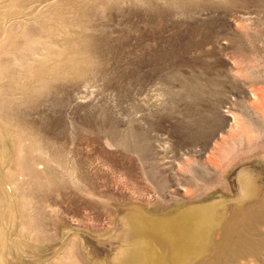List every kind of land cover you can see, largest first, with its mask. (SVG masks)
<instances>
[{"label": "rangeland", "instance_id": "1", "mask_svg": "<svg viewBox=\"0 0 264 264\" xmlns=\"http://www.w3.org/2000/svg\"><path fill=\"white\" fill-rule=\"evenodd\" d=\"M208 211L175 252L159 225ZM144 243L264 264V0H0V264Z\"/></svg>", "mask_w": 264, "mask_h": 264}, {"label": "bare ground", "instance_id": "2", "mask_svg": "<svg viewBox=\"0 0 264 264\" xmlns=\"http://www.w3.org/2000/svg\"><path fill=\"white\" fill-rule=\"evenodd\" d=\"M212 213L211 211L205 213L195 212L189 218L164 222L159 227L165 230L172 239L175 252L182 254L200 253L204 246L208 244H206V241L209 238L208 236L211 235V233L208 235V231L211 224H214L211 217ZM152 253L150 246L144 243L132 248V252L121 257L117 261V264H160V262L153 258ZM147 256L149 257L148 259L146 258Z\"/></svg>", "mask_w": 264, "mask_h": 264}]
</instances>
